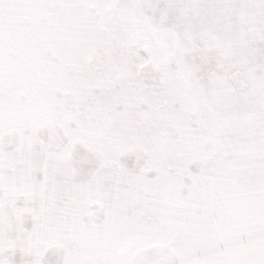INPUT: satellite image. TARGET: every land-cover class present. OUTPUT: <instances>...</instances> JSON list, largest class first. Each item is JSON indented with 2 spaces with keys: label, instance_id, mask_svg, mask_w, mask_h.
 Returning <instances> with one entry per match:
<instances>
[{
  "label": "snow or ice",
  "instance_id": "obj_1",
  "mask_svg": "<svg viewBox=\"0 0 264 264\" xmlns=\"http://www.w3.org/2000/svg\"><path fill=\"white\" fill-rule=\"evenodd\" d=\"M0 264H264V0H0Z\"/></svg>",
  "mask_w": 264,
  "mask_h": 264
}]
</instances>
